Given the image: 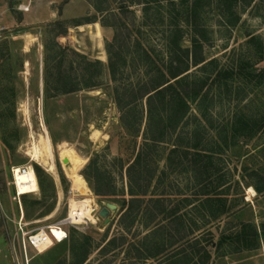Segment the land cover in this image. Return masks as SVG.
Masks as SVG:
<instances>
[{"label": "rangeland", "instance_id": "374dc122", "mask_svg": "<svg viewBox=\"0 0 264 264\" xmlns=\"http://www.w3.org/2000/svg\"><path fill=\"white\" fill-rule=\"evenodd\" d=\"M200 4L203 56L217 60L222 72L218 84L210 81L215 66L193 68L186 78L206 82L207 96L190 103L177 140L201 129L184 142L206 148L209 158L183 149L190 153H177L178 165L171 144L155 147L148 169L155 178L144 196L133 187L131 199L127 167L142 143L146 113L137 104V118L121 116L114 91L136 84L146 70L136 43L154 49V59L164 56L172 6L167 0H0L8 14L0 28L2 264H12L11 255L25 264L19 204L27 231L57 224L71 204L85 221L65 226L67 239L42 253L28 248V264H264V0ZM115 27L128 49L127 69L118 63L113 81L106 45ZM181 44L188 46V38ZM70 88L77 91L62 94ZM43 139L54 173L28 155ZM30 165L38 190L17 200L11 170ZM103 202L117 205L107 225L97 215Z\"/></svg>", "mask_w": 264, "mask_h": 264}, {"label": "trees", "instance_id": "16d2710c", "mask_svg": "<svg viewBox=\"0 0 264 264\" xmlns=\"http://www.w3.org/2000/svg\"><path fill=\"white\" fill-rule=\"evenodd\" d=\"M201 1L203 0H167L168 4L172 6V11L168 15L169 24L166 29V52L164 56L158 60L154 59L152 58L154 49H143L139 42L136 43L135 51L143 54L144 58L143 60L139 59V62L140 64L144 63L146 70L142 72V76L138 78L136 84L124 87L122 93L114 91V99L121 111V116L130 112L129 114L132 115L133 113L135 118V115L139 114V112L133 111L137 104L142 105L146 113L145 132L142 135V143L134 159L127 167L129 195L131 199L135 197L133 187H137L140 195L144 196L155 178V174L148 170L150 164H153L151 150L155 149V147L171 144L172 148L169 150V153L175 154L171 162H175L178 165L182 164V157H178L176 154L185 149L190 150V152L192 151L190 155L197 158H209L207 154H210V151L206 150V148L194 145L188 146V142H184L191 140L190 138L192 137L196 138V136H199L201 129H196L195 127L194 130L188 133L189 137H184L181 141L177 140L180 127L190 115V103L200 101L207 96L204 91L206 82L188 83L186 78L190 75L193 68L197 69L198 66L203 68L215 66V74L210 81L213 83L217 80L216 83L218 84L222 72L218 68L217 60L210 59L207 61L203 56V43L207 41V37L206 31L199 23ZM174 6H181V11H177ZM124 29L126 32H129L126 26H124ZM127 36L129 40V35ZM185 38H188V46L181 44V42L185 41ZM119 40L120 33L115 27L113 40L106 45L108 55L107 68L113 81H115V76L118 73V63H121L122 67L127 69L122 55L123 51L128 49V46L124 40L123 42ZM136 65L135 70H139V64ZM75 91L77 89L70 88L63 90L62 94ZM131 106H134V108ZM141 112L143 116L142 109ZM201 116L204 118V114H201ZM133 122L131 125H133ZM203 126L204 124L201 128ZM171 138H174V140H171ZM190 152L185 151L182 153L184 156H187ZM59 157L62 161L64 154H60ZM166 160H168V156ZM204 170L207 169L204 168ZM75 174L76 172L73 170L70 178L74 179ZM132 180L135 181V184L132 183ZM255 190L259 192L256 188ZM171 213H174V211ZM157 226L155 225L154 227Z\"/></svg>", "mask_w": 264, "mask_h": 264}, {"label": "built area", "instance_id": "2783aa9c", "mask_svg": "<svg viewBox=\"0 0 264 264\" xmlns=\"http://www.w3.org/2000/svg\"><path fill=\"white\" fill-rule=\"evenodd\" d=\"M30 166L33 167L32 165ZM27 169L28 168L23 169V171ZM11 176H12V179H14L13 169L11 170ZM13 183H14V180H12V185ZM14 189H15L16 198L18 200L19 195H18V191L16 190L15 186H14ZM18 204H19V201H18ZM0 211H2L1 200H0ZM19 212H21L20 204H19ZM95 212L96 210H94V215H95ZM76 217L77 218H75L74 214H70V210H69L66 218H64L57 224L44 226L42 228H38L32 231H27L25 229L26 227L25 224L21 223V220H19L20 243L22 247L23 259L25 260V264H28V255H27L28 248H32L38 252L39 250H42V249L44 250L47 247H50L55 243L57 244L62 243L67 239V232L65 230V226L67 225L76 226L81 223L83 224L85 223L84 219H79L78 215H76ZM55 230L57 231V233H59V236L55 234ZM11 258H12V264H15V260L13 259L12 255H11ZM1 262L3 261H2V251L0 248V264H2Z\"/></svg>", "mask_w": 264, "mask_h": 264}, {"label": "bare ground", "instance_id": "6f19581e", "mask_svg": "<svg viewBox=\"0 0 264 264\" xmlns=\"http://www.w3.org/2000/svg\"><path fill=\"white\" fill-rule=\"evenodd\" d=\"M28 155L30 157L31 162H36L40 165H44V166L48 167L47 170L49 172L54 171V167H55L54 164L52 162H48V160H50V158H52V153H51L50 145H49L47 140L43 139L38 145H33L32 150L28 153ZM52 160H53V158H52ZM62 162H63V160H62ZM68 164H69V161H68ZM68 164H64V165L67 166ZM27 168L28 169L25 171H23V169L20 167L13 168L14 186H15L16 190L18 191L19 198L22 195L36 193L38 190L37 179H36V174H35L34 168L31 166H27ZM249 193L253 194V196L255 194L253 189H249ZM71 205L72 206L70 208V214H74L75 218H77L76 215H78V218H79L80 212H81L80 209L76 206H74V208H73V204H71ZM93 215H94V212H93ZM20 218H21L20 220L22 223V220H23L22 209L20 212ZM79 219H81V218H79ZM86 220H89V218H86ZM55 234L57 236H59V233H57L56 230H55ZM48 248L49 247H47L44 250L43 249L39 250L38 252L42 253V252L46 251Z\"/></svg>", "mask_w": 264, "mask_h": 264}, {"label": "water", "instance_id": "95a60500", "mask_svg": "<svg viewBox=\"0 0 264 264\" xmlns=\"http://www.w3.org/2000/svg\"><path fill=\"white\" fill-rule=\"evenodd\" d=\"M63 164H68V160H63ZM103 207L98 211L97 215L101 218L104 222V225L109 223L110 215L117 211V205L110 202H103Z\"/></svg>", "mask_w": 264, "mask_h": 264}, {"label": "crops", "instance_id": "0c3cea01", "mask_svg": "<svg viewBox=\"0 0 264 264\" xmlns=\"http://www.w3.org/2000/svg\"><path fill=\"white\" fill-rule=\"evenodd\" d=\"M31 4H32V2H31ZM32 10H33V7L31 6V11ZM30 17H32V13L28 15V18H30ZM7 18H8V14H7V11H6V6L5 7H1V5H0V28H2L8 22Z\"/></svg>", "mask_w": 264, "mask_h": 264}]
</instances>
